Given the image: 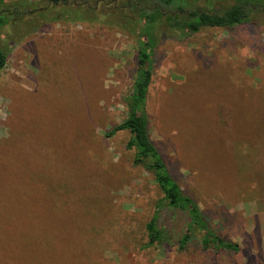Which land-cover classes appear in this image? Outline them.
I'll return each instance as SVG.
<instances>
[{
  "label": "rangeland",
  "instance_id": "rangeland-1",
  "mask_svg": "<svg viewBox=\"0 0 264 264\" xmlns=\"http://www.w3.org/2000/svg\"><path fill=\"white\" fill-rule=\"evenodd\" d=\"M209 1L217 11L232 2ZM18 29L10 26L0 38L2 44L16 42L0 70V264H50L68 238L59 170L30 166L31 147L12 152L7 146L17 137L40 140L66 157L69 137L79 143L73 156L85 183L73 200L82 231L94 235L74 236L79 249L90 241L102 244L110 264H264L262 17L158 41L146 99L149 134L170 173L217 233L239 245L237 254L202 252L197 238L179 251L186 223L181 214L162 222L163 244L145 246L144 225L161 194L151 176L132 166L129 134L104 137L127 116L137 39L101 24L61 21L24 39ZM178 91L192 92L200 102L170 111ZM242 94L250 101L238 102ZM237 173H246L244 185L236 179L225 191L211 182L212 176L233 183ZM33 239L47 244L37 259Z\"/></svg>",
  "mask_w": 264,
  "mask_h": 264
},
{
  "label": "trees",
  "instance_id": "trees-1",
  "mask_svg": "<svg viewBox=\"0 0 264 264\" xmlns=\"http://www.w3.org/2000/svg\"><path fill=\"white\" fill-rule=\"evenodd\" d=\"M261 17L264 20V1L261 0H232L231 4L228 3L219 11L213 9L209 0L206 2L204 0H0V38L10 26L19 27L21 25V31L18 29V33L21 32L19 39H24L61 21L69 24H101L136 38L138 41L137 66L131 92L126 100L128 113L120 123L107 128L104 137L112 138L120 132H127L129 139L125 147L131 152L132 166L140 168L151 176L161 194L154 204L150 219L144 225L145 246L147 248L163 244L165 231L162 222L170 218L174 220V215L181 214L185 216L186 223L177 241L179 251L185 250L193 239L197 238L196 246L202 252L237 254L240 252L239 245L224 239L217 233L194 197L187 194L170 173L149 134L146 99L152 78L153 53L158 41L167 39L171 34L176 33L196 34L203 28L232 29L245 24H254L260 21ZM15 43L9 41V43L2 44L0 40V70L5 68ZM180 91L177 92L174 100L176 104L170 111L180 108L182 103L189 105L200 102L192 92ZM243 94L238 102H249L250 95ZM262 95L260 93L258 96L260 105H264ZM21 104L22 102L18 106V111L15 112L17 125L15 124L14 134L20 123ZM229 114L232 117V112ZM232 132L233 129L228 133L232 136ZM218 134L222 136V133ZM69 140L70 142L67 143L68 157L40 140L31 141L29 137L12 139L7 148L10 150L13 148V152L16 149L31 147L30 166L38 167V169L43 166L57 167L62 177L61 181L64 185L61 199L64 216L63 231L68 238H72L70 240L66 238V242L63 239L59 257L54 258L53 261L50 260L49 263L110 264L102 258V244L94 245V242L90 241L88 248L84 246L86 250L79 249L78 238L81 240L94 235L91 233L88 235L82 231L84 223H81L78 218L80 214L76 213L77 205L73 199L79 190L78 187L83 186L85 180H82V173L78 172L73 156L79 143L75 142L74 137H69ZM76 177H78L77 182ZM211 178V182L218 190L223 186L222 188H225L223 190L227 191L228 186L235 184L236 179L244 185L246 173L231 176L233 183H225V185L212 176ZM227 179H230V176ZM238 192L243 193L239 190ZM86 242L89 241H85V244ZM32 245H34L32 254L35 259L39 258L40 251L47 246L45 240L34 239ZM25 254L26 258H29L27 250ZM32 254L30 253L31 257Z\"/></svg>",
  "mask_w": 264,
  "mask_h": 264
}]
</instances>
